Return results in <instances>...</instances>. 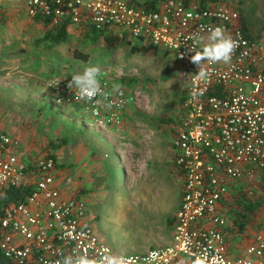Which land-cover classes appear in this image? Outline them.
I'll return each mask as SVG.
<instances>
[{
	"label": "built area",
	"instance_id": "2783aa9c",
	"mask_svg": "<svg viewBox=\"0 0 264 264\" xmlns=\"http://www.w3.org/2000/svg\"><path fill=\"white\" fill-rule=\"evenodd\" d=\"M5 0H0V16ZM26 14L80 32L113 30L136 42L160 47L181 68L182 126L175 140L176 165L184 177L181 205L171 242L147 252L121 255L100 238L91 221L87 199L57 161L45 157L25 162L20 139L0 133V193L32 185L24 201L11 203L1 220L0 247L19 264H57L65 255L123 257L126 264H264V219L243 253L226 242V197L233 181H253L264 169V32L248 37L241 11L231 4L202 5L196 0H163L156 8L127 0H22ZM222 26L238 41L229 64L206 65L211 79L192 75L198 68L188 50H202L209 30ZM203 43H197L196 37ZM183 55V58H180ZM192 74V75H190ZM69 76L49 82L57 104L82 102L99 118L101 128L125 127L131 92L117 84L111 70L99 77L104 95L82 100L67 87ZM118 89V91H117ZM195 91L198 95L193 96ZM99 101V103H97ZM111 105V107H107Z\"/></svg>",
	"mask_w": 264,
	"mask_h": 264
},
{
	"label": "rangeland",
	"instance_id": "374dc122",
	"mask_svg": "<svg viewBox=\"0 0 264 264\" xmlns=\"http://www.w3.org/2000/svg\"><path fill=\"white\" fill-rule=\"evenodd\" d=\"M220 3L240 8L254 36L263 32L264 0ZM46 31L47 26L26 14L22 0H5L0 17V133L20 139L19 154L27 163L55 156L58 168L68 172L64 175L76 180V190L87 193L92 226L116 253L147 252L168 244L174 230L168 218L180 208L184 184L174 144L184 115L179 64L164 49L157 55L132 53L125 44L109 46L102 38L92 42L84 32L70 34L66 43L45 46L41 39ZM72 47L88 60L73 58ZM88 66L111 70L117 84L134 94L123 129L98 127L99 118L82 102L57 104L52 99V79ZM105 141L114 147L100 149ZM155 142L159 151L151 159L149 145ZM260 174L253 181H233L225 200L226 242L237 255L264 219ZM243 193L260 199L262 206L240 231L234 211H239L235 202Z\"/></svg>",
	"mask_w": 264,
	"mask_h": 264
},
{
	"label": "trees",
	"instance_id": "16d2710c",
	"mask_svg": "<svg viewBox=\"0 0 264 264\" xmlns=\"http://www.w3.org/2000/svg\"><path fill=\"white\" fill-rule=\"evenodd\" d=\"M127 1L135 6L156 8L158 4L163 0H127ZM184 1H190V0H184ZM210 1L213 2L210 3ZM199 2H201L202 5H208L212 3L214 4L220 3V0H199ZM33 20L39 23H43V25L47 26V31L45 32L44 36L41 39L42 43L45 46H53V45L66 43L69 40L70 34H73L75 32H80L76 28L68 29L67 26L65 25L60 27H51L49 26L47 20L42 19L40 17H35ZM243 29L248 37H254V35L248 31L247 21L245 19L243 21ZM262 31L264 32V28ZM263 32H261L260 34H262ZM84 33H85V37L92 42H97L99 41V39L102 38L105 41V43L109 46H117L119 44H125L127 47H129L132 53L157 55L162 50L160 47L149 44H143L142 42L133 43V41H131L125 33L114 32L113 30L95 31L93 29H86ZM70 52L72 53V57L75 59H82L85 61L88 60V55H86V53H84L81 49L72 47ZM72 75L73 73H71L68 76L71 78ZM51 157L55 158L54 155H51ZM55 160L57 161L56 158ZM57 167H59L58 162H57ZM260 175H261L260 176L261 185H264V169L261 171ZM31 190H32V185H23L20 187L6 189L0 193V224L4 215L5 207L11 203H18L24 201L27 198V196L30 194ZM235 204H237L238 207H240V209L239 211L238 210L234 211L235 214L234 224L238 227L240 231H244L248 226V224L251 223L252 215L262 206V201L260 199L248 198L246 197L245 193H243L242 197L240 199L238 198ZM175 222H176L175 216L168 218V223L170 226H174ZM0 238H1V230H0ZM0 264H19V263L8 258L0 247Z\"/></svg>",
	"mask_w": 264,
	"mask_h": 264
},
{
	"label": "clouds",
	"instance_id": "9594fccd",
	"mask_svg": "<svg viewBox=\"0 0 264 264\" xmlns=\"http://www.w3.org/2000/svg\"><path fill=\"white\" fill-rule=\"evenodd\" d=\"M195 39L197 43H203L202 37L197 36ZM206 40L207 42L203 44L202 50L197 51L194 47L188 50L194 53V55L190 56V61L198 68L197 74L190 75L202 81L210 80L212 76V73L207 70L206 65L229 64L238 47V41L228 35L222 26L210 29ZM180 58H183V55ZM100 75L101 70L99 67H85L82 72L72 75L67 87L70 90L75 89L80 99L92 101L97 96L104 95L99 79ZM192 95L196 96L198 93L193 91ZM107 107H111V105H107ZM57 264H126V261L123 257L110 255L98 262L85 253L65 255L62 260L57 261Z\"/></svg>",
	"mask_w": 264,
	"mask_h": 264
},
{
	"label": "crops",
	"instance_id": "0c3cea01",
	"mask_svg": "<svg viewBox=\"0 0 264 264\" xmlns=\"http://www.w3.org/2000/svg\"><path fill=\"white\" fill-rule=\"evenodd\" d=\"M196 1H199V0H196ZM245 16L243 15V13H242V20L244 21V18ZM247 28H248V26H247ZM248 31L252 34V32L249 30V28H248ZM260 33V32H259ZM258 33V34H259ZM257 34V35H258ZM254 35V34H253ZM256 36V35H255ZM114 130H115V128H113ZM160 140H157V142H159ZM106 142V143H105ZM104 143H103V145H101L100 146V149H102L105 145H107V146H112V147H114L112 144L113 143H108V141H105ZM157 142H155V143H152L151 145H149V148L151 149L150 151L152 152V156H151V159H152V157L155 155V151L156 150H158L159 151V147L158 148H156V145H157ZM117 150L116 149H114V151L116 150L117 152H118V150H119V146H117ZM116 152V153H117ZM105 157H101L100 156V159H104ZM104 167V164L103 163H101L100 164V169L101 168H103ZM176 168H177V165H176ZM175 170V169H174ZM60 171H61V175H62V177L64 176V177H69V175H64V173H66V174H68V172L67 171H65V168H63V169H60ZM64 172V173H63ZM70 178L73 180V182H74V184H73V186L76 188L77 186H76V184L77 183H75L76 182V180H74L71 176H70ZM79 186V185H78ZM79 189H81V188H78V190ZM82 190V189H81ZM83 193V192H82ZM84 194H87V193H84ZM263 221V220H262ZM262 221L260 222V223H258L259 225H258V227L260 228V226H261V223H262ZM256 225V224H255ZM253 239V238H252Z\"/></svg>",
	"mask_w": 264,
	"mask_h": 264
}]
</instances>
